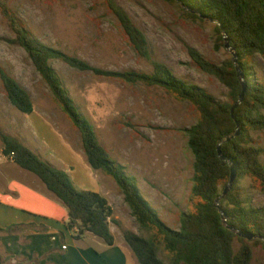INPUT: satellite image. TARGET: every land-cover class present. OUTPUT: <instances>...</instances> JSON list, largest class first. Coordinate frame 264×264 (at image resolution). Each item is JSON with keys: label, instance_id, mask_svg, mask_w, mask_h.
I'll return each instance as SVG.
<instances>
[{"label": "rangeland", "instance_id": "1", "mask_svg": "<svg viewBox=\"0 0 264 264\" xmlns=\"http://www.w3.org/2000/svg\"><path fill=\"white\" fill-rule=\"evenodd\" d=\"M1 1L33 37L53 49L105 71L146 74L153 71L151 62L132 48L105 0ZM114 1L147 37L153 61L166 64L177 78L205 89L217 99H228V89L215 76L202 71L189 54V49H194L216 65L233 58L225 47L218 48L215 22L193 19L186 14V8L166 0ZM14 38L9 19L0 8V63L29 92L36 116H43V121L34 117L33 125L29 115L17 110L0 79V129L44 161L65 171H71V165L73 173L82 177L85 154L80 133L53 100L25 50L12 42ZM51 65L112 159L135 179L142 197L157 211L159 218L171 229L178 230L182 213L191 209L194 156L185 130L198 121L197 110L160 87L98 77L77 71L60 60H52ZM251 68L255 78L264 84V61L254 58ZM252 140L263 151L264 163V131L254 132ZM3 150L0 138V165L12 161ZM69 150L83 158L73 157ZM101 174L121 193V197L112 196L121 219L118 221L124 223L122 227L111 223L116 235L123 237V230H128L147 236L117 184ZM256 186L250 179L242 181L251 205L262 207L264 195ZM263 261L264 250L259 247L251 264Z\"/></svg>", "mask_w": 264, "mask_h": 264}, {"label": "trees", "instance_id": "2", "mask_svg": "<svg viewBox=\"0 0 264 264\" xmlns=\"http://www.w3.org/2000/svg\"><path fill=\"white\" fill-rule=\"evenodd\" d=\"M105 1L135 52L151 62L152 73L113 72L93 67L76 56L41 43L1 0L0 8L8 17L15 34L12 42L25 50L47 84L53 100L79 131L87 164L113 179L140 229L147 234L142 236L128 230L122 232L138 264H166V261L169 264H251L256 249L262 247L264 250L263 240L257 238H264V206L251 205L244 194L242 181L250 179L264 195L263 151L252 140L254 132L264 131V84L251 72L254 58L260 57L264 61V0H166L184 6L189 11H185L186 14L193 19L215 22L218 48L225 47L223 33L227 34L230 46L238 54V64L247 83L244 100L233 113L232 109L243 89L233 58L216 65L205 60L194 49H189L193 62L228 89V99L221 101L205 89L177 78L166 64L153 61L145 34L114 0ZM52 60H60L77 71L98 77L160 87L197 110L198 121L185 130L194 156L191 209L182 213L178 230L171 229L159 218L157 211L142 197L135 179L117 165L100 143L94 127L76 107L61 77L52 67ZM0 79L11 104L21 113L31 115L34 112L31 95L6 72L1 63ZM236 122L240 125L239 136L221 145L222 154L237 167V178L222 199L221 207L228 217L227 225L254 236L251 240L229 230L215 206L231 176L230 166L218 156V145L236 133ZM0 138L4 155L11 157L21 169L34 174L67 208V228L75 239L90 233L102 239L108 247L115 245L111 223L118 226L120 222L115 220L114 210L104 196L77 189L68 173L44 161L1 129ZM14 231V227L0 230L7 234Z\"/></svg>", "mask_w": 264, "mask_h": 264}, {"label": "crops", "instance_id": "3", "mask_svg": "<svg viewBox=\"0 0 264 264\" xmlns=\"http://www.w3.org/2000/svg\"><path fill=\"white\" fill-rule=\"evenodd\" d=\"M29 117L32 124L34 117L43 118L36 116L35 109ZM69 151L73 157H82ZM83 160L82 177L73 173L71 165V171L60 170L68 173L77 189L104 196L114 210L115 220H121L112 197H121L118 188L100 171L91 169L85 157ZM32 175L13 161L0 165V230L15 229L11 234L0 232V264H138L124 238L116 235L114 224H111L113 247L90 233L75 239L67 228V208ZM119 222L122 227L124 223Z\"/></svg>", "mask_w": 264, "mask_h": 264}, {"label": "water", "instance_id": "4", "mask_svg": "<svg viewBox=\"0 0 264 264\" xmlns=\"http://www.w3.org/2000/svg\"><path fill=\"white\" fill-rule=\"evenodd\" d=\"M223 35H224V40H225V48H226L227 51L232 52L233 63L235 65L236 69H237V72L239 74V78H240V81H241V84H242V87H243L242 93H241V95L239 97V101L235 104L234 108L232 109V113H233L234 109L236 107H238V105H240L243 102V100H244L245 92H246V89H247V83L245 81L244 73L241 71V67L238 64V54L235 53L234 49L230 46V40H229L227 34L224 32ZM236 125H237L236 133L234 135H232V136L227 137L225 140L221 141L219 143V145H218V156L223 161L224 164H227V165L230 166V168H231V176H230V181L226 185L225 190L223 191L222 195L219 198H217V200L215 202V206L219 210L220 214L222 215L223 222H224V224L227 226V228L229 230H231L232 232H234L235 234H237L238 236H240L242 238H246L248 240H251V239L254 238V236L247 235V234L241 232L240 230L235 229V228L230 227V226L227 225L228 217L226 216V214L224 213V211L222 210V207H221L222 199H224L226 197V195L228 194V192L232 189L233 184H234V182H235V180L237 178V167L228 157H226V156H224L222 154L221 145L224 142H229V141H231V139L239 136V134H240V125H239L238 122H236ZM257 238H260L264 242V238L263 237H258L257 236Z\"/></svg>", "mask_w": 264, "mask_h": 264}, {"label": "built area", "instance_id": "5", "mask_svg": "<svg viewBox=\"0 0 264 264\" xmlns=\"http://www.w3.org/2000/svg\"><path fill=\"white\" fill-rule=\"evenodd\" d=\"M11 158V157H10ZM75 232H77V229L75 228Z\"/></svg>", "mask_w": 264, "mask_h": 264}]
</instances>
